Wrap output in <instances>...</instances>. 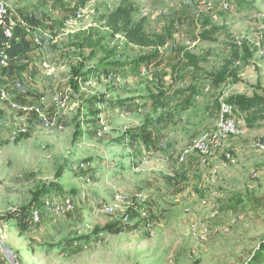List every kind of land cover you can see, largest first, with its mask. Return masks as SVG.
Here are the masks:
<instances>
[{
	"label": "rangeland",
	"instance_id": "374dc122",
	"mask_svg": "<svg viewBox=\"0 0 264 264\" xmlns=\"http://www.w3.org/2000/svg\"><path fill=\"white\" fill-rule=\"evenodd\" d=\"M7 1L11 21L33 17L30 39L40 40L0 74V239L12 260L245 264L264 245V119L251 125L234 110L243 124L224 151L211 158L192 152L181 164L177 158L215 129L228 97L264 94V0H130L149 32H169L175 42V50L161 49L163 58L149 67L138 59L154 49L121 46L100 21L127 0ZM205 32L211 33L206 40ZM182 53L195 57L198 68L173 71L175 54ZM32 63L38 72L31 80L25 71ZM74 69L78 90L71 84ZM227 72L238 78L216 80ZM155 73L166 91L158 103L148 96L149 89L158 93ZM57 95L68 98L65 109ZM13 104L40 107L63 129H50ZM100 115L109 126L101 137ZM77 124L82 135L74 139ZM20 127L27 132L11 142ZM117 194L132 202L112 204ZM66 196L77 203L73 213H46L45 201ZM251 198L262 201L259 209L245 203ZM104 205H115L114 212L105 213ZM30 206L21 221L4 220ZM34 208L42 211L40 223L33 222ZM71 247L78 248L66 253Z\"/></svg>",
	"mask_w": 264,
	"mask_h": 264
},
{
	"label": "trees",
	"instance_id": "16d2710c",
	"mask_svg": "<svg viewBox=\"0 0 264 264\" xmlns=\"http://www.w3.org/2000/svg\"><path fill=\"white\" fill-rule=\"evenodd\" d=\"M138 7L131 3L130 0L122 2L118 5L113 11L108 14H104L100 17V21L103 23V26L107 28L114 36L115 35H123L125 38L126 44L131 45L138 48H146V49H154L155 53L152 55H147L141 57L139 62L146 67H149L153 63L158 61V58L162 57L159 51L161 49H172L175 50V42L173 41L172 36L169 32L167 33H151L147 30V19L146 17L139 16ZM37 28V22L33 17H26L22 22L17 23L13 27V35L12 37H8L5 34V26L0 24V51H4L10 57V65L18 60L25 59L28 55L34 52V42L30 39V34ZM210 32L201 33V38L208 39ZM240 50V48H239ZM244 51L249 52L248 49H244ZM183 54V53H182ZM248 54V53H247ZM251 54L245 55L244 59L249 60ZM175 58L179 63L177 65H170L173 71L180 73L183 70H186L189 67L198 68L195 57L187 54H183L182 58L179 55L175 54ZM184 61H187L185 63ZM184 64V65H182ZM182 65V67H181ZM7 68L3 69L5 71ZM95 71V70H93ZM197 71V69H196ZM80 70L74 69L72 71L71 84L78 90L77 82L74 81L75 77L78 76ZM162 75L155 73L154 78V86L156 84V89L158 93L155 94L151 89L148 91L149 100L158 103L161 98L165 96L166 91L162 89ZM237 77V74L232 75V73L227 72L226 75H221L220 77L217 75L216 80L222 81L225 78ZM238 78V77H237ZM258 88H260L258 86ZM264 92V89L263 91ZM227 104L233 106L235 110H239L242 113L247 114V122L249 124H253L258 122V120L264 119V94L258 95L254 94L253 96H247L245 94H235L231 95L226 99ZM76 132L74 134V139H76L79 135H82V131L80 129V125H76ZM38 199V198H37ZM37 199H35V204L37 205ZM245 201L249 205L250 209H259V207L263 204L262 201L258 199H246ZM244 202V201H240ZM39 206V205H38ZM31 207H27L21 210L19 214L9 215L4 220H17V222L21 221L24 217H27L30 214ZM78 248V247H77ZM76 247L72 248L70 251H66V253H74L77 249ZM69 250V249H67ZM0 264H10L8 260L5 258L4 254L0 251ZM245 264H264V245L257 251H255L252 256L246 261Z\"/></svg>",
	"mask_w": 264,
	"mask_h": 264
},
{
	"label": "built area",
	"instance_id": "2783aa9c",
	"mask_svg": "<svg viewBox=\"0 0 264 264\" xmlns=\"http://www.w3.org/2000/svg\"><path fill=\"white\" fill-rule=\"evenodd\" d=\"M225 8H229V5H225ZM10 5L7 0H0V24L5 26V34L8 37H12L13 35V27L17 24L11 21L10 16ZM82 12L80 11L77 14V19H80L82 16ZM68 23H72L69 21ZM116 39L120 41V45H125L126 41L123 35H115ZM36 43L39 44V40H36ZM261 54L263 55L264 52L262 51ZM10 64V57L4 51H0V71L7 68ZM43 67L49 69L48 63H43ZM51 68V67H50ZM5 95V93H2ZM56 102L59 105L60 109H65L68 105V98L63 97L61 95H57ZM13 109L19 113L30 115L35 114L38 115L42 120L45 121L46 125L50 127V129H54L57 127V130H62V126H58L56 120L53 118L48 119L40 107L37 106H30V105H22V104H13ZM234 107L230 106L227 103L222 104V114L220 116L219 122L217 123L215 129L199 136L195 140L192 141L190 147L179 155L177 158L178 163L181 164L185 161L186 154L192 152H198L202 157L211 158L217 155L220 151H224V144L225 142L233 135H236L241 132L243 122L236 119L233 116ZM99 127L97 129V135L103 136L108 132L109 126L107 121L103 115L99 116ZM25 128H18L16 135L11 138V142H14L17 137L25 135L26 133ZM161 146H164V143H161ZM262 147V146H260ZM225 157L230 160L232 158L231 153L224 152ZM86 195H82V199H85ZM137 203L143 204L145 202V198L143 195H136ZM132 201L130 197L125 194H117L114 197V201L112 204H130ZM43 208L45 209L46 213L51 217H59L66 214L73 213L77 209V203L73 199V197L66 196L62 199L61 202H51L49 200L45 201ZM102 210L105 213L111 214L115 210V205H104ZM32 219L34 223H40L42 219V211L39 208H34L31 213ZM141 217H147L146 212L141 213Z\"/></svg>",
	"mask_w": 264,
	"mask_h": 264
},
{
	"label": "crops",
	"instance_id": "0c3cea01",
	"mask_svg": "<svg viewBox=\"0 0 264 264\" xmlns=\"http://www.w3.org/2000/svg\"><path fill=\"white\" fill-rule=\"evenodd\" d=\"M34 31H35V30H34ZM34 31H33V32H34ZM33 32H31V35L33 34ZM37 39H38V38H34V39H33V42H34L35 45H39V44H40V40H39V39H38V40H39V44L36 43V40H37ZM15 63H16V62H15ZM46 63H47V62H46ZM34 67H35V63H32V64L29 65V68L25 71V73L29 75V77H30L29 79H31V80H32L34 77H35V79H36V77H37V74H36V73H37L38 71H37V69L34 68ZM3 72H4V71L1 70V71H0V74H2ZM29 89H31L30 86H29ZM31 90H32V89H31ZM25 98H27V97L25 96ZM123 106H124V104H123ZM132 109H133V108H132ZM143 146L146 147L145 144H144ZM146 148H147V147H146ZM130 152H132V150H130ZM148 153H149V152H148ZM133 159H134V156L132 157V160H133ZM132 164H135V162H133Z\"/></svg>",
	"mask_w": 264,
	"mask_h": 264
},
{
	"label": "water",
	"instance_id": "95a60500",
	"mask_svg": "<svg viewBox=\"0 0 264 264\" xmlns=\"http://www.w3.org/2000/svg\"><path fill=\"white\" fill-rule=\"evenodd\" d=\"M0 248L5 256V258L10 262V264H16L13 260V251L12 249L0 239Z\"/></svg>",
	"mask_w": 264,
	"mask_h": 264
}]
</instances>
